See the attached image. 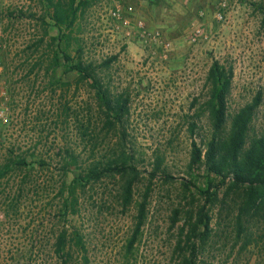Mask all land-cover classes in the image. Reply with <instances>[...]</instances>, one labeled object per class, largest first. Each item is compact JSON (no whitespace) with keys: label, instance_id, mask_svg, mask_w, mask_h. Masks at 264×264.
Wrapping results in <instances>:
<instances>
[{"label":"rangeland","instance_id":"374dc122","mask_svg":"<svg viewBox=\"0 0 264 264\" xmlns=\"http://www.w3.org/2000/svg\"><path fill=\"white\" fill-rule=\"evenodd\" d=\"M226 2L221 20L218 0H99L78 16L70 31L72 60L80 48L110 93L128 98L122 129L107 131L90 83L50 67L58 34L40 1L0 0V167L9 166L0 178V264H184L194 249V264H264V212L238 220L240 192L226 185L208 202L200 193L204 173L188 171L192 142L204 149L201 108L213 61L232 69L228 114L256 104L248 137L264 133V0ZM116 5L141 12V29L133 18L128 26L112 18ZM121 148L137 169L128 206L119 176L70 194L79 168L64 167L68 154L83 166ZM18 157L27 164L10 167ZM199 212L209 218V236L188 242ZM62 233L64 251L72 254L66 263L56 249ZM75 233L87 253L75 249Z\"/></svg>","mask_w":264,"mask_h":264},{"label":"trees","instance_id":"16d2710c","mask_svg":"<svg viewBox=\"0 0 264 264\" xmlns=\"http://www.w3.org/2000/svg\"><path fill=\"white\" fill-rule=\"evenodd\" d=\"M44 8V19L48 18L52 26L57 30V37L53 40L56 49L53 48V59L50 67L55 70L63 67L65 73L73 72L79 82H89L94 90L95 100L99 111L104 118V127L107 131L122 129L124 121L129 115L128 98L124 94L112 95L107 86L103 85L98 77V66L93 63H84L81 59V50L77 49L76 60L73 61L69 54V44L72 40L70 31L78 16L85 9L92 6L99 0H38ZM254 5V4H253ZM260 9L264 7L260 6ZM59 43H63V47ZM110 60L105 61L100 67L107 66ZM232 82V69L227 68L218 61H213L206 76L208 93L201 113L206 116V125L203 130L206 137L201 143L204 149L196 142L191 144L190 160L188 171L196 176V173L203 172L206 179V189L200 191L206 195L208 202L213 203L219 190L226 186L229 192H240L241 202L239 205L238 217L240 220L249 213L264 212V133L257 138L248 137L249 125L256 107V104L248 105L234 115H229L227 111V99ZM201 113L195 114L198 118ZM196 123H190L189 132L194 133ZM81 135L90 138L88 127L80 125ZM120 141L123 142L124 132L121 131ZM92 147L96 148V143L91 138ZM124 145H122L123 147ZM133 155L130 151L121 148L109 156L91 158L83 166L79 165L78 157L68 154L65 168L73 165L79 168L71 180V192L75 188H85L91 182L98 181L103 177L119 176L120 188L119 196L123 206H128L132 200L133 182L137 169L133 163ZM11 164L25 166L27 163L22 157H18L16 163L11 160ZM9 171L8 165L0 167V178ZM160 171L158 159L153 168V175ZM164 178L171 179L164 171ZM213 189L212 191H209ZM73 201L70 203L72 206ZM140 211L143 207L140 205ZM192 217H190L191 219ZM142 219L139 216L136 226V233ZM188 242L192 238H200L204 241L210 233L209 218L202 213L196 217V221L191 223ZM133 235L126 244L125 257L132 256L133 245L135 243ZM82 236L75 233L72 243L80 253H87L82 241ZM66 243L64 233L57 241V252L61 253V258L72 257L71 251L65 252ZM194 246L191 247V249ZM195 249L189 252L190 256L184 258V264H194ZM83 262L87 263V258L83 257Z\"/></svg>","mask_w":264,"mask_h":264},{"label":"built area","instance_id":"2783aa9c","mask_svg":"<svg viewBox=\"0 0 264 264\" xmlns=\"http://www.w3.org/2000/svg\"><path fill=\"white\" fill-rule=\"evenodd\" d=\"M236 1V0H234ZM227 2L226 0H218V8H217V17L219 20L222 19L224 11L227 9ZM20 10L21 7H18ZM112 18L116 19L119 23H121L123 26H128L130 25V18H133L135 21V25L137 28L142 27V22H141V12L136 11L133 7H122L119 5H116L114 10L110 12ZM1 117V114H0Z\"/></svg>","mask_w":264,"mask_h":264},{"label":"crops","instance_id":"0c3cea01","mask_svg":"<svg viewBox=\"0 0 264 264\" xmlns=\"http://www.w3.org/2000/svg\"><path fill=\"white\" fill-rule=\"evenodd\" d=\"M8 0H4V2H7Z\"/></svg>","mask_w":264,"mask_h":264}]
</instances>
